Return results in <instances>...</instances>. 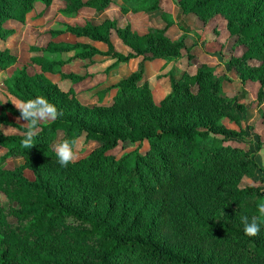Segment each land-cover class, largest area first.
Listing matches in <instances>:
<instances>
[{
  "label": "trees",
  "instance_id": "obj_1",
  "mask_svg": "<svg viewBox=\"0 0 264 264\" xmlns=\"http://www.w3.org/2000/svg\"><path fill=\"white\" fill-rule=\"evenodd\" d=\"M52 0H0V40L14 33L7 20L24 23L36 5L43 9ZM110 0H63L62 11L82 7L101 10ZM157 11L158 0H121L123 11ZM134 3V4H133ZM172 17L160 12L164 25L137 34L113 20L98 24L66 25L63 31L97 41L88 43L48 41L28 47V60L39 71L29 74L24 65L3 80L6 91L18 100L45 97L62 112L55 121L41 124L33 147L21 145V134L0 131V163L21 158V164L0 166V264H264V185L239 186L243 176L256 169L264 183V164L259 166L248 149L226 144L242 135L226 127L222 119L239 123L238 96L221 90L222 76L210 66H200L192 75L170 76V91L155 104L145 83H139L145 61H172L180 56L183 36L169 39L171 26L185 31L182 14L201 19L219 14L225 28L246 47L240 57L228 60L230 67L264 87V0H177ZM113 30L126 51H117L110 41ZM76 48L80 59L93 55L114 58L113 63L139 57L134 71L109 86L115 93L103 101L81 104L71 87L62 91L45 73L65 63L60 55ZM87 49V50H85ZM54 58H51V56ZM71 58V57H70ZM69 58V59H70ZM68 59V60H69ZM248 59L258 63L250 66ZM17 57L0 48V70L15 64ZM61 78L76 82L73 73ZM195 86V91L190 90ZM10 105V104H9ZM7 112L19 117L12 106ZM264 120V112L260 114ZM0 123L13 125L1 112ZM60 131L61 139L92 140L97 146L85 157L62 167L50 143ZM143 143L146 144L141 149ZM134 147L115 157L116 146ZM30 170L32 179L24 176ZM256 217L260 232L244 234L241 217Z\"/></svg>",
  "mask_w": 264,
  "mask_h": 264
},
{
  "label": "rangeland",
  "instance_id": "obj_2",
  "mask_svg": "<svg viewBox=\"0 0 264 264\" xmlns=\"http://www.w3.org/2000/svg\"><path fill=\"white\" fill-rule=\"evenodd\" d=\"M176 1L158 0L160 8L154 12L142 10L149 2L142 5L138 4L139 8L137 11H123L118 6L121 0H110L101 10H90L82 7L76 12L67 13L62 11L63 0H52L49 10L41 15H37V13L43 9H41L42 5H36L33 11L27 14L24 24L11 23L10 21L4 22V27H13L14 29V34L8 36L6 41H10L17 61L13 65L14 67H9L7 71L0 73V114L3 112L7 117V111L4 109V105L10 104V102H7L6 89L3 87L4 77H7L13 68L22 65L26 67V71L29 74L39 71V68L31 64L28 60L30 56L28 47L31 44L43 47L48 41H71L93 44L92 46H98L102 49L105 48L100 42L75 36L66 31L58 35H51V31L64 30L66 25H83L85 22L98 24L103 19L108 18L113 20L116 26H128L131 31L137 34H144L148 28H160L164 25V20L160 12H167L173 17L179 11V7L175 4ZM37 16H40V18L37 19ZM181 19L185 24V31L178 29L174 25L169 27L165 32V35L169 39H176L179 36H183V46L179 50L180 56L172 61H145V70L139 83H145L147 85L152 100L155 104H158L170 91V76L177 79L185 74H194L200 66L206 65L212 67L214 75L223 77L221 80V90L228 97L233 95L238 96V102L242 104L241 108L236 109L239 123H235L226 118L222 119L226 127L235 131L242 130L240 137L230 139L226 141V144L248 149L252 153L256 163L262 166L264 164V120H262L260 114L264 112V91L260 99L257 95L260 88L259 82L246 77L242 78L239 72L228 64L230 58L240 57L245 52L246 47L239 44L235 40V36L228 33L225 28V19L219 14L213 13L207 16L206 19H201L194 13H186L181 15ZM109 38L117 51H126L125 46L120 43L113 30L110 31ZM82 50V48H76L68 52H63L60 57L65 60V63L56 66L47 76L51 80H54V83L62 91H66L71 87L75 92L76 99L83 105L94 104L96 101L95 93L101 89L107 91L103 98V101L107 102L115 93V90L109 86L113 85L118 79L129 75L130 72L135 70V67L130 71L127 66L129 62L127 64L124 62L113 63L114 58L105 55H93L89 59H80L74 56L75 53ZM50 56L54 58V56ZM257 63L254 59L247 60V64L250 66L256 65ZM69 72L78 75L80 79L76 82H71L69 79L59 76L60 73L66 74ZM195 88L192 85L190 90L195 91ZM109 89L113 90L110 91ZM8 113L10 118H14L13 116L15 115L10 112ZM9 122L13 125L0 123V125H3L5 131L8 129V131L5 132L2 130V132L5 134L9 132L22 133L14 126L16 123ZM60 136L61 132L58 131L55 136V141L53 140L50 143L51 147ZM77 140L79 143L74 148L77 159L85 157L97 146L96 142L84 140L82 136ZM145 146L146 144L143 143L141 149ZM133 147V145H124L122 148L117 145L110 152L115 157H118ZM21 162V158H10L1 162L0 166L11 169L21 164ZM23 174L28 179H32L33 177L32 172L27 169L23 170ZM261 178L260 171L256 169L251 176H243L238 184L239 186L247 184L263 186L264 183L261 181ZM0 204L2 206H6L7 204L5 196L1 193Z\"/></svg>",
  "mask_w": 264,
  "mask_h": 264
},
{
  "label": "clouds",
  "instance_id": "obj_3",
  "mask_svg": "<svg viewBox=\"0 0 264 264\" xmlns=\"http://www.w3.org/2000/svg\"><path fill=\"white\" fill-rule=\"evenodd\" d=\"M13 105L20 113L18 120L26 121V124L23 125L25 131L22 133L23 139L21 141V145L25 149L35 145L33 139L40 131L39 126L41 124L55 121L59 115L63 114L62 112H58L56 106L43 96H36L27 100H16ZM0 130L5 131L3 125H0ZM78 143L79 141L76 139H61L53 144L52 147L56 154L57 162L62 167L67 166L77 159L74 148ZM257 208L258 212L264 215V202L258 204ZM241 224L243 225V231L246 236L254 237L260 232V223L256 217L249 219L247 216H242Z\"/></svg>",
  "mask_w": 264,
  "mask_h": 264
},
{
  "label": "crops",
  "instance_id": "obj_4",
  "mask_svg": "<svg viewBox=\"0 0 264 264\" xmlns=\"http://www.w3.org/2000/svg\"><path fill=\"white\" fill-rule=\"evenodd\" d=\"M51 7V4L49 5V6H47L45 9H44V11H43V13L42 14H44V13H46L48 10H49V8ZM43 8V6H41V9ZM86 9H90L91 10V8H86ZM80 10V9H79ZM33 10H31V12H32ZM40 18V16L38 17L37 16V19H39ZM7 21H10L11 23H13V22H15V23H18V22H16V21H13V20H7ZM25 21H26V18H25ZM25 23V22H24ZM24 23H22V24H24ZM13 28V27H12ZM14 34V33H13ZM7 39V38H6ZM6 39L5 40H0L1 41V45H0V48L2 49V48H6V49H8L9 51H11L12 53H14L13 52V48H12V46L10 45V41H6ZM89 40V39H88ZM57 42V41H56ZM69 42H71V41H69ZM31 45H33V44H31ZM93 45V44H92ZM95 45V44H94ZM97 45V44H96ZM95 47H97L99 50H105V48L104 49H102V48H99L98 46H95ZM121 52V51H120ZM122 53H125V52H122ZM15 54V53H14ZM16 55V54H15ZM30 55H31V53H30ZM133 60V61H132ZM139 60V57H136V58H131V59H129L127 62H129L128 63V67H129V69H130V71L131 70H133L134 69V67L136 68V63H137V61ZM127 62H124V63H126L127 64ZM16 63V62H15ZM119 63H121V62H119ZM145 64V66H146V63H144ZM13 65H15V64H13ZM12 65V66H13ZM12 66H10V67H12ZM36 66V65H35ZM14 67V66H13ZM38 67V66H37ZM14 69V68H13ZM8 70V68L7 69H5V70H0V73H3L4 71H7ZM144 70H145V67H144ZM13 71V70H12ZM11 71V72H12ZM8 73V72H7ZM47 74H49V73H45V75L47 76ZM6 78V76L4 77V79ZM47 78H49L48 76H47ZM50 79V78H49ZM51 80V79H50ZM51 81H53V82H55L54 80H51ZM3 87H4V85H3ZM5 88V87H4ZM110 91L111 90H113V89H109ZM5 92H6V94H7V98L6 99H8L7 100V102H10V104H11V106L13 107V108H15L14 107V103H15V101L16 100H18V99H16L14 96H12L11 94H9L6 90H5ZM106 93H107V91H105V95H106ZM104 95V96H105ZM95 97H96V93H95ZM104 98V97H103ZM97 99V98H96ZM16 109V108H15ZM6 115H7V119L9 120V121H11V122H14V123H16L18 126H22L23 127V125L24 124H26V121H23V120H18V117L17 116H13L14 118H10L9 117V113L8 112H6ZM1 132H2V130H0ZM2 133H4V132H2ZM5 134V133H4ZM8 134H17V133H15V132H9ZM3 152V150H2V148L0 147V154ZM10 159V158H9Z\"/></svg>",
  "mask_w": 264,
  "mask_h": 264
}]
</instances>
